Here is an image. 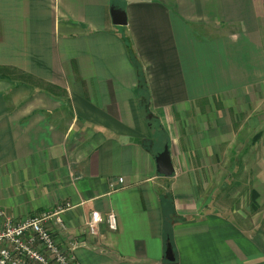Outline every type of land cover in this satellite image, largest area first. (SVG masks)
Masks as SVG:
<instances>
[{"label":"crops","instance_id":"1","mask_svg":"<svg viewBox=\"0 0 264 264\" xmlns=\"http://www.w3.org/2000/svg\"><path fill=\"white\" fill-rule=\"evenodd\" d=\"M112 7L126 25L113 23ZM127 39L170 139V177L157 172L160 146L146 144L151 123ZM0 67L43 82L0 77V209L23 220L69 203L66 229L48 225L61 245L78 242L81 264H168L165 217L177 264H264V217L248 226L200 187L236 141L226 100L264 92V0H0ZM94 211L103 219L91 236Z\"/></svg>","mask_w":264,"mask_h":264},{"label":"rangeland","instance_id":"2","mask_svg":"<svg viewBox=\"0 0 264 264\" xmlns=\"http://www.w3.org/2000/svg\"><path fill=\"white\" fill-rule=\"evenodd\" d=\"M214 102L218 105L221 104L220 99H215ZM226 102H228L227 107L229 108L228 116L233 125L230 128L232 130L230 136L231 138L236 136L237 142L233 141L224 145L223 151L226 152V158L218 159V174L200 176L202 177L200 187L204 194L213 195L212 192L216 191L217 204L225 211L227 209L231 212L236 210L237 219L241 218L244 224L250 226L255 224L254 220L258 222L261 217H264V205L256 206L254 204L251 181L249 180L250 169L256 163V156L261 151V148H256V145H259V140L264 135V92L262 91L258 95L249 93L242 98L228 99ZM259 120L263 122V126L258 125ZM260 132L262 133L261 137L255 141L254 137ZM167 141L170 143L169 136L165 132L161 135L159 148L164 149L165 144H168L165 143ZM209 169L214 171L215 167ZM252 208L257 211L255 217L252 214ZM52 220L53 218L50 219V221Z\"/></svg>","mask_w":264,"mask_h":264},{"label":"built area","instance_id":"3","mask_svg":"<svg viewBox=\"0 0 264 264\" xmlns=\"http://www.w3.org/2000/svg\"><path fill=\"white\" fill-rule=\"evenodd\" d=\"M119 181L123 182V178H119ZM70 207L68 203L54 213H36L23 220H16L0 209V264H81L76 255L78 242L74 240L66 246L61 245L48 225L50 219L54 218L61 229L65 230L66 225L60 213ZM101 219L98 212H92L86 223V232L91 236L97 235ZM104 221L110 229H117V216L114 212H109Z\"/></svg>","mask_w":264,"mask_h":264},{"label":"trees","instance_id":"4","mask_svg":"<svg viewBox=\"0 0 264 264\" xmlns=\"http://www.w3.org/2000/svg\"><path fill=\"white\" fill-rule=\"evenodd\" d=\"M126 44H127V50H128L129 56L131 58L132 63L134 64V67H135L136 72H137L138 85L136 88V93H137L139 103L141 106V111L143 112L144 116L149 121V123H151L152 137L146 144H147L148 148L149 147L155 148V146H160L159 144L161 142V135H163L165 133V130L161 124L159 117L154 115L153 112L149 109L151 95H150V90H149L145 70H144L133 46L131 45V43L128 39L126 40ZM0 77H2V78L6 77L9 79L17 78V79H21L27 83H37L40 85H41V83H43L41 80L36 79L34 76H32L26 72H23L21 70H18L16 68H12V67H0ZM261 135H262L261 132L258 133L254 137L255 141L258 140L261 137ZM165 143L170 144L168 141ZM162 150H163V148L159 149L158 152H160ZM252 193H253V197H254V202H256L258 194L255 191H252ZM173 226H174V220L170 217H165L164 218V225H163V228H164L163 235H164V240H165L166 244H167L168 240L173 242ZM175 257H176L175 264H177L178 263V257H177L176 252H175ZM165 262L169 264L167 259H165Z\"/></svg>","mask_w":264,"mask_h":264},{"label":"water","instance_id":"5","mask_svg":"<svg viewBox=\"0 0 264 264\" xmlns=\"http://www.w3.org/2000/svg\"><path fill=\"white\" fill-rule=\"evenodd\" d=\"M111 15L114 24L116 25L127 24V15L124 10L112 7ZM155 161L157 166V172L160 175L166 177L173 176V174L175 173V166L173 163L169 144H165L164 149L156 155ZM165 257L168 260L169 264H175V260H176L175 252L172 242L169 240L166 244Z\"/></svg>","mask_w":264,"mask_h":264}]
</instances>
